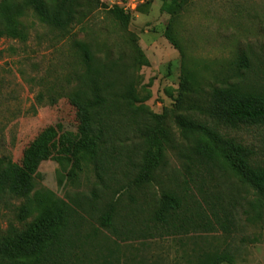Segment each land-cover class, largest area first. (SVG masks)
Instances as JSON below:
<instances>
[{"label":"rangeland","instance_id":"obj_1","mask_svg":"<svg viewBox=\"0 0 264 264\" xmlns=\"http://www.w3.org/2000/svg\"><path fill=\"white\" fill-rule=\"evenodd\" d=\"M34 1L0 0V11L14 20L19 32L11 38L0 31V157L20 164L23 150L44 129L51 133L52 150L39 164L28 200L0 199V236L31 231L49 207L47 192L60 198L92 193V154L100 141L91 111L98 92L74 79L83 63L73 42L91 41L113 57L127 56L136 44L148 60V65L137 64L134 70L138 103L154 113L166 110L173 131L167 166L159 180L114 195L120 209L114 222L119 233L89 218L73 238V247L57 254L52 264H194L202 251L224 246L235 253L231 264H264V208L259 217L249 205L251 189L232 169L188 167L189 142L173 118L182 62L203 91L240 77L264 84V0H185L175 17L160 9L161 0H99L129 13L127 26L115 24L101 7L67 30L41 22L34 15ZM170 20L182 56L163 36ZM243 53L252 62L246 73L229 64ZM196 104L201 105L199 98L185 103L180 112L211 125ZM219 128L252 148L253 160L264 164V126ZM163 190L181 194L185 207L190 206L189 197L210 202L221 192L222 205L234 217L230 233L174 234L155 226L151 210ZM103 206L99 202L98 207ZM180 214L186 215L183 210ZM127 230L133 232L128 237L120 233Z\"/></svg>","mask_w":264,"mask_h":264},{"label":"trees","instance_id":"obj_2","mask_svg":"<svg viewBox=\"0 0 264 264\" xmlns=\"http://www.w3.org/2000/svg\"><path fill=\"white\" fill-rule=\"evenodd\" d=\"M161 1L160 9L174 17L180 14L185 4V0ZM101 7L115 24L127 26L129 13L118 5L109 8L99 0H35L33 12L41 22L67 30L71 24L80 22ZM0 31L11 38H16L19 33L14 20L2 11ZM163 36L182 56L172 32L171 20ZM73 44L83 63V69L74 79L98 92L91 111L100 141V147L92 154V193L74 192L60 198L47 192L49 207L31 231L8 232L0 236V264H52L57 254L73 247V238H78L79 228L89 218L95 217L97 223L110 233H119L114 222L120 216V209L113 199L114 195L122 190L130 191V188L134 191L142 189L159 180L161 170L167 166V149L174 145L167 111L154 113L138 103L134 70L137 64L148 65L139 47L132 45L127 56L113 57L107 52L102 54L91 41L78 39ZM229 62L238 70L245 69V73L252 67L245 53L238 54ZM182 66L173 118L180 127L182 138L189 142L187 166L196 169L218 166L235 171L251 189L253 199L249 205L261 217L264 208V164L253 160L252 148L222 133L219 127L264 126V84H254L240 77L203 91L194 72L183 62ZM198 98L200 106L188 107L197 108L211 125L180 112L185 103ZM51 150V133L44 129L23 150L20 164L8 156H1L0 199L8 196L28 200L35 187V178L39 177V164ZM221 194L212 195L210 202L189 197L190 206L185 207L187 200L181 194L163 190L153 203L151 222L157 227L169 228L174 234L192 231L228 235L234 225V217L222 205ZM99 202H104L103 208L98 207ZM182 210L185 216L180 214ZM120 233L128 237L133 232L127 230ZM234 260V251L224 246L202 251L194 264H231Z\"/></svg>","mask_w":264,"mask_h":264}]
</instances>
